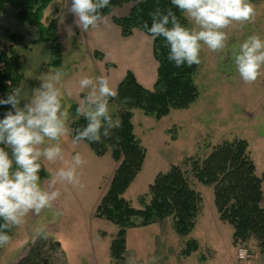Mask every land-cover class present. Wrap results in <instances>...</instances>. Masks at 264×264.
I'll return each mask as SVG.
<instances>
[{
  "label": "rangeland",
  "instance_id": "1",
  "mask_svg": "<svg viewBox=\"0 0 264 264\" xmlns=\"http://www.w3.org/2000/svg\"><path fill=\"white\" fill-rule=\"evenodd\" d=\"M250 3L255 8L254 21L244 24L233 22L225 29L229 36L225 49L212 52L202 45L201 62L197 64L194 76L199 94L189 107L171 110L161 119L145 115L140 109L134 110V132L146 148L142 170L124 193V197L134 207H142L141 198L146 202L150 200L149 185L158 173L166 172L172 165L178 164L187 169V159H204L214 147L226 141L246 140L256 174L260 177L264 175V75L254 83L246 84L234 63V55L245 39L251 35L264 38V0H250ZM49 14L42 17L48 25L52 20ZM190 27L197 30L193 23H190ZM87 64L86 61L80 63L85 69L82 76L96 77L92 65ZM83 77L79 76L76 90L71 93L53 84L59 92L61 111L67 113L63 117L67 132L57 140L45 137L44 143L37 146L41 150L56 145L62 149L61 158L55 161H48L43 156L39 159L46 169V177L40 181L41 186L48 191L59 190L60 196L53 201L51 209L44 210L39 216L30 212L25 218L26 223L14 227L11 235H20L24 227L31 233L41 226L55 231L58 226L68 228L78 223V220L90 219L95 216L97 204L109 189L118 162L110 151L98 156L87 142L75 141L72 136L71 123L84 116L77 113V108L83 112L94 110L95 107L84 104L78 95L79 91L88 95L92 93L93 86L81 89L80 80ZM26 82L31 83L32 79L27 78ZM33 99L28 97L23 105L20 104V108L32 103ZM116 108L115 104L109 105V112L116 113ZM77 153L83 157V165H75L73 157ZM73 167L84 185L83 189L57 175L61 169ZM190 181L203 201L190 234H178L173 219L168 217L161 224L158 221V227L153 228L150 235L126 236L123 258L117 260L111 254V235H64L81 247L76 261L80 264H264L255 239L233 243L234 229L231 224L220 220L214 185L203 184L191 174ZM262 187L264 189V181ZM56 210L62 214L56 215ZM188 242H197L198 245V250L190 255L183 253ZM242 249L247 252L245 259L239 258Z\"/></svg>",
  "mask_w": 264,
  "mask_h": 264
},
{
  "label": "trees",
  "instance_id": "2",
  "mask_svg": "<svg viewBox=\"0 0 264 264\" xmlns=\"http://www.w3.org/2000/svg\"><path fill=\"white\" fill-rule=\"evenodd\" d=\"M54 1L0 0V14L14 9L19 20L36 27L39 34L37 41L50 43L49 64L59 69L63 56L57 21L52 19L47 26L42 23L43 11ZM126 4L131 5L127 15L113 16L124 37L132 35L136 29L150 36L143 24L147 22L151 27L150 13L157 7L161 11L171 8L180 22L190 27L189 21L171 4V0H111L109 7L101 10V15L103 18L112 15L114 9ZM22 40L23 36L20 34L11 31L4 34V44L0 48V100L7 99L13 89H19L22 83L20 55L14 47L16 42ZM152 43L153 55L158 62L154 86L151 89L144 87L135 74L128 71L118 84V98L109 100V105L117 106L116 113L110 114L114 121H119V127L114 128L112 137L103 139V142L84 140L96 155L103 156L110 151L118 162L109 189L95 210L96 217L104 218L120 228L111 244L113 259L123 258L128 227L161 222L170 217L178 234L188 235L192 232L203 201L190 181V174L203 184L214 185L215 204L220 220L231 224L234 229L233 243L255 239L264 259V175L260 177L256 174V166L244 139L226 141L214 147L204 159H187V169L178 164L172 165L166 172L158 173L149 185L150 200L146 202L141 198V208L134 207L124 197V193L142 170L146 157V148L134 132V110L140 109L145 115L161 119L171 110L189 107L199 94L194 79L198 65L176 67L167 58L169 47L163 38L158 37ZM125 98L127 102H124ZM10 110L11 105H0V119ZM87 122L84 116H80L71 123L74 139L78 130L82 131L87 126ZM38 163L41 164L39 175L45 178L46 169L42 162ZM0 231L11 236L14 227ZM195 250H198L197 242H188L183 253L190 255Z\"/></svg>",
  "mask_w": 264,
  "mask_h": 264
},
{
  "label": "clouds",
  "instance_id": "3",
  "mask_svg": "<svg viewBox=\"0 0 264 264\" xmlns=\"http://www.w3.org/2000/svg\"><path fill=\"white\" fill-rule=\"evenodd\" d=\"M110 2L71 0L70 11L77 17V25L87 31L103 19L101 10L109 7ZM171 4L180 10L186 20L196 25L197 30L182 24L171 8L161 11L159 7L150 13L151 27L147 22L143 27L152 40L163 38L169 47L167 58L176 67L200 64L202 45L212 52L222 51L229 40L224 30L233 22H252L256 15L250 0H171ZM234 63L246 84L254 83L264 75V38L251 35L245 39L234 55ZM89 86H93V92L86 99L95 107L83 112L77 108V113L84 115L88 122L82 131L78 130L75 141L100 143L103 139H110L113 129L119 127V121H114L109 112V100L117 99L118 91L105 75L95 79L85 76L80 80L81 89ZM18 95L19 89H13L7 99L0 100V105H11V110L0 119V144L10 147L12 152L10 158L5 148L0 147V219L4 221L0 229L23 225L30 212L39 216L44 210L51 209L53 201L60 196L59 190L48 191L41 186V164L38 161L41 156L55 161L61 158L62 149L58 145L43 150L37 147L44 143L45 137L57 140L67 132L63 119L67 113L61 111L59 92L46 81L36 90L32 103L23 109L19 107ZM73 160L76 166L85 163L79 153ZM13 161L17 166L15 171H12ZM57 175L80 189L84 188L75 167L61 169ZM61 214L56 210V215ZM36 235L47 238L44 227L36 229ZM11 239L7 232L0 231V247L8 245Z\"/></svg>",
  "mask_w": 264,
  "mask_h": 264
},
{
  "label": "crops",
  "instance_id": "4",
  "mask_svg": "<svg viewBox=\"0 0 264 264\" xmlns=\"http://www.w3.org/2000/svg\"><path fill=\"white\" fill-rule=\"evenodd\" d=\"M129 5L116 8L112 15L104 17L96 27H89L84 31L77 25V17L70 11L71 0H55L50 3L44 10L43 17L51 12L49 18H56L57 21L63 56V63L59 69L49 64L50 43L37 41L39 34L36 27L19 20L14 9L0 14V48L4 44L6 31L23 36L22 41L14 44L20 53L23 73L17 97L19 107L28 97L35 96L36 90L41 88L44 81H51L52 84L63 87L62 89L66 88L69 93L74 92L79 76L83 77L85 69L80 63L84 61L92 65L94 75L107 76L116 89L128 71H132L144 87L151 89L157 78L158 67L153 55L151 37L139 29L134 30L132 35L124 37L120 26L113 20V16L127 15ZM55 9L58 10L54 15ZM42 23L48 25L46 21L42 20ZM27 78L32 79V82H26ZM54 79L56 81H53ZM96 94L98 95V89ZM78 95L84 104L94 106L88 103L87 93L79 91ZM3 147L12 158L11 148ZM16 167L13 161L12 171H15ZM56 204L58 205V201ZM0 223H4L3 219H0ZM157 227V222L136 225L128 227L125 235H150L153 228ZM46 229V239L38 237L36 232L31 233L25 227L19 232L20 235H11V242L0 248V264H77L79 261L76 259L81 253V247L74 240L66 239L64 235H111L113 240L120 228L104 218L93 216L85 221L78 220V223H73L68 228L58 226L55 231Z\"/></svg>",
  "mask_w": 264,
  "mask_h": 264
},
{
  "label": "built area",
  "instance_id": "5",
  "mask_svg": "<svg viewBox=\"0 0 264 264\" xmlns=\"http://www.w3.org/2000/svg\"><path fill=\"white\" fill-rule=\"evenodd\" d=\"M246 256H247V252H246V250H240V252H239V258H241V259H244V258H246Z\"/></svg>",
  "mask_w": 264,
  "mask_h": 264
},
{
  "label": "water",
  "instance_id": "6",
  "mask_svg": "<svg viewBox=\"0 0 264 264\" xmlns=\"http://www.w3.org/2000/svg\"><path fill=\"white\" fill-rule=\"evenodd\" d=\"M57 10H58V9H55V10H54V12H53L54 15L56 14Z\"/></svg>",
  "mask_w": 264,
  "mask_h": 264
}]
</instances>
